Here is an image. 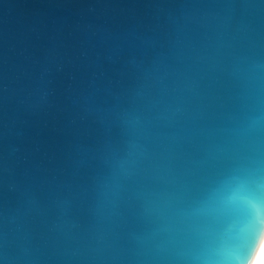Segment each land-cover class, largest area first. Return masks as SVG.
I'll return each mask as SVG.
<instances>
[{"label":"water","instance_id":"water-1","mask_svg":"<svg viewBox=\"0 0 264 264\" xmlns=\"http://www.w3.org/2000/svg\"><path fill=\"white\" fill-rule=\"evenodd\" d=\"M261 210L264 0H0V264H231Z\"/></svg>","mask_w":264,"mask_h":264},{"label":"snow or ice","instance_id":"snow-or-ice-1","mask_svg":"<svg viewBox=\"0 0 264 264\" xmlns=\"http://www.w3.org/2000/svg\"><path fill=\"white\" fill-rule=\"evenodd\" d=\"M259 214H264V210L256 211V215ZM261 245H264V232L254 233L242 244L238 242V247L231 256V264H248L250 259L255 258L256 250Z\"/></svg>","mask_w":264,"mask_h":264},{"label":"bare ground","instance_id":"bare-ground-1","mask_svg":"<svg viewBox=\"0 0 264 264\" xmlns=\"http://www.w3.org/2000/svg\"><path fill=\"white\" fill-rule=\"evenodd\" d=\"M255 264H264V245H261L257 257L255 259Z\"/></svg>","mask_w":264,"mask_h":264},{"label":"clouds","instance_id":"clouds-1","mask_svg":"<svg viewBox=\"0 0 264 264\" xmlns=\"http://www.w3.org/2000/svg\"><path fill=\"white\" fill-rule=\"evenodd\" d=\"M248 264H255V258L250 259V260L248 261Z\"/></svg>","mask_w":264,"mask_h":264}]
</instances>
